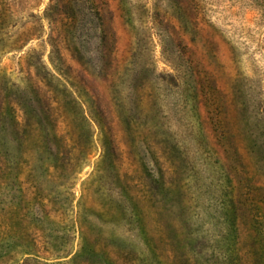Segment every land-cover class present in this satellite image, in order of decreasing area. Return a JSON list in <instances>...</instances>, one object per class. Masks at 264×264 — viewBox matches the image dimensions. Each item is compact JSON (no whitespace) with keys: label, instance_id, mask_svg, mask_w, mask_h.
Segmentation results:
<instances>
[{"label":"rangeland","instance_id":"1","mask_svg":"<svg viewBox=\"0 0 264 264\" xmlns=\"http://www.w3.org/2000/svg\"><path fill=\"white\" fill-rule=\"evenodd\" d=\"M63 88L93 147L1 184L0 264H264V0H0V147Z\"/></svg>","mask_w":264,"mask_h":264},{"label":"trees","instance_id":"2","mask_svg":"<svg viewBox=\"0 0 264 264\" xmlns=\"http://www.w3.org/2000/svg\"><path fill=\"white\" fill-rule=\"evenodd\" d=\"M63 90L66 93L63 100L53 101L49 98L42 101L44 103L43 115L29 112L24 103L21 104L19 101L14 100L13 138L17 142L16 151L18 154L11 156L8 149L0 147V186L2 184L8 187L10 182H14L15 179L23 175L28 180L31 188L35 190V193L37 189L34 184L37 177H55V179L67 184L69 180L74 179L77 175L82 164L80 163L81 160L90 155V150L93 147L92 141L88 140V136L92 138V126L88 119L84 116L80 117L82 119L80 127L83 133L77 135L71 130V124L74 126L75 121H72L66 115H55V110L58 107H60V110L63 109L65 114L66 111L67 113L70 111V107L77 109V111L80 110L74 96L68 93L66 88H63ZM54 104H58V106L54 107ZM17 110L21 112V115L17 114ZM77 115H81L80 111L77 112ZM20 118L24 123L23 129L20 128ZM59 119L64 120L67 127L63 135L60 134L58 129ZM94 120L100 127L104 137V146L107 147L108 145L112 148L110 129L103 125L100 119L95 118ZM75 126H78V124ZM43 196L42 212L47 217L49 212L46 211V208H52L53 205H51L47 193ZM46 203L47 205H45Z\"/></svg>","mask_w":264,"mask_h":264}]
</instances>
